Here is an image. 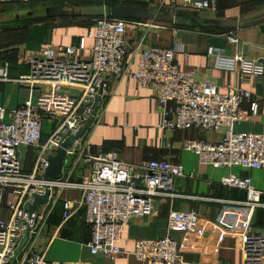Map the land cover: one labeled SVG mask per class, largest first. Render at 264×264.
<instances>
[{
  "label": "built area",
  "instance_id": "obj_1",
  "mask_svg": "<svg viewBox=\"0 0 264 264\" xmlns=\"http://www.w3.org/2000/svg\"><path fill=\"white\" fill-rule=\"evenodd\" d=\"M52 0H0L2 5L35 3ZM119 4L140 3L155 15L177 17L178 13H215V0H168L155 4L153 0H117ZM138 30L134 46L128 39L130 28ZM155 21L112 18L108 14L96 20L91 59L86 60V39L69 47L45 45L42 52L30 60V71L12 77L8 63L0 66V85L13 84L29 91L28 100L10 110L0 105V207L9 195L11 218L0 220V264H47L36 250L48 218L66 189L81 191V199L65 200L63 224L85 209V219L91 232L89 249L94 256L114 262L124 254L151 264H184L179 243L170 235L159 240H141L128 253L121 243L133 222L156 214V202L177 197L175 182L186 177L181 164L167 161L125 163L119 153L90 141L92 130L106 112L110 100L124 80L138 82L154 91V102L162 109L158 129L176 133L196 129L223 134L221 142L187 141L184 149L195 154L200 164L214 168L240 167L264 171V133L238 132L237 128L258 115L260 102L240 84L225 92L211 77L198 78L196 71L184 72L176 57L184 53L183 46L163 49L148 46L150 34L164 29ZM239 44L235 35L228 38ZM215 58V68L233 73L238 82L247 76H264V65L247 60L241 53L229 57L215 48L209 49ZM251 103L250 109H244ZM56 129L44 139V123ZM60 176L47 177L50 158L65 147ZM35 151L34 166L26 172L22 154ZM77 171L80 178L75 179ZM196 178V175H188ZM222 187L247 194L242 203L250 209L262 208V193L250 178L231 175L220 183ZM36 207L37 196L45 198ZM200 215L196 212L173 211L169 217L170 233H196ZM213 235L222 238L241 237L244 264H264V232L229 224L213 226ZM61 264H92L86 261ZM212 264H227L217 261Z\"/></svg>",
  "mask_w": 264,
  "mask_h": 264
},
{
  "label": "crops",
  "instance_id": "obj_2",
  "mask_svg": "<svg viewBox=\"0 0 264 264\" xmlns=\"http://www.w3.org/2000/svg\"><path fill=\"white\" fill-rule=\"evenodd\" d=\"M167 1L153 0L155 4ZM69 2L70 0H52L46 4L23 6L24 10L32 12L24 17H15V25L12 20L10 24H5L7 20L1 22L5 25L0 29V45L4 48L0 52L18 50L21 54L9 60L0 58V66L6 63L10 65L12 77L28 73L31 58L39 55L43 46L48 44L69 47L78 45L85 38L87 51L84 58L91 59V37L95 34L96 20L107 15L110 7L120 4L115 0H88L87 3L94 7L88 13L70 10ZM125 5L143 7L140 3ZM215 6L216 12L202 13L205 17L202 19L235 22L238 27L223 31L183 28L156 22L165 27L153 31L147 45L163 49L173 48L175 44L182 45L184 53L176 57V63L181 70L196 71L201 80L211 77L222 92L239 83L252 94L253 101L260 102V110L257 116L242 123L237 131L264 133V76H247L243 82H238L233 73L216 69L215 58L209 55V49L215 48L229 57L241 53L247 60L264 65V0H215ZM0 7L15 9L19 6ZM42 11L43 14H40ZM189 14L191 13L181 12L177 17H193ZM28 22L32 24L27 25ZM232 34L239 39L237 46L229 43L228 38ZM127 37L134 46L139 37L138 30L130 28ZM7 85H0V92L5 93ZM154 96V91L143 88L138 82L122 80L101 123L90 135L93 145H103L106 150L119 153L125 163L136 165L143 161H167L181 164L187 175L175 182L177 197L158 200L153 217L131 223L121 243L122 249L130 253L138 241L159 240L170 235L179 243V253L184 264H212L217 261L244 264L241 237L215 236L212 233L213 226L240 224L257 232H264V206L258 209L244 207L242 203L247 200V194L222 187L220 183L231 175L250 178L255 188L262 193L264 205V171L240 167L220 169L200 164L195 154L184 149L185 143L204 140L216 144L221 142L223 134L196 129L176 133L159 130L162 109L154 102ZM250 105L251 103H246L244 109L249 110ZM80 174L81 171H77L75 179L78 180ZM191 174L196 175V178H190L188 175ZM6 196L0 207V220L11 218L9 206L13 201L10 197L6 201ZM80 199L81 191L66 189L48 218L42 234L37 238L36 250L45 256L47 264L77 261L92 264H151L138 261L130 254H124L114 262L103 256H94L88 247L91 232L86 223L85 209H80L65 224L62 220L64 201L78 202ZM173 211L199 213L198 231L170 233L168 221Z\"/></svg>",
  "mask_w": 264,
  "mask_h": 264
},
{
  "label": "water",
  "instance_id": "obj_3",
  "mask_svg": "<svg viewBox=\"0 0 264 264\" xmlns=\"http://www.w3.org/2000/svg\"><path fill=\"white\" fill-rule=\"evenodd\" d=\"M50 13V10H47ZM108 15L112 18L125 19V20H139V21H155L173 24L176 27L183 28H196V29H215V30H231L238 27V24L230 21H220L217 19H202L193 17H173V16H161L155 15L150 12L148 8L128 6L120 4L118 6L110 7L108 9ZM70 144L65 145L64 148L58 150L56 157H51L50 168L47 172V177L51 180L57 179L63 167V161L65 158V148ZM47 196L41 198L37 196L36 207L43 205L47 201Z\"/></svg>",
  "mask_w": 264,
  "mask_h": 264
},
{
  "label": "rangeland",
  "instance_id": "obj_4",
  "mask_svg": "<svg viewBox=\"0 0 264 264\" xmlns=\"http://www.w3.org/2000/svg\"><path fill=\"white\" fill-rule=\"evenodd\" d=\"M88 0H70L69 2V6L71 7L69 8L70 10L73 9L74 11H88L89 9H94V7L91 6V4L87 3ZM32 12L31 10H29L27 12V10H24L21 7L18 8H1L0 7V29H2L1 26L5 25V24H10L11 20H12V24L15 25V23H17L15 21V17H24L27 15V13ZM3 14V15H2ZM43 14V11L40 13ZM89 15V14H88ZM190 16L196 17V18H205L203 17L204 15L202 13H198V12H193L191 14H189ZM178 16V15H177ZM6 21L5 24L1 23L2 21ZM28 22L27 25H31L32 23ZM44 47V46H43ZM2 48V46L0 45V51ZM20 56V51L18 52V50H10V51H6V52H0V58L1 59H7L9 60V58H12L13 56ZM29 98V91L28 89H26L25 87H21L18 85H13V84H8L7 85V90L5 93L0 92V105H4L7 108H9L10 110L17 108V105H19L20 103L24 104ZM56 129V127H54V124L49 123V121H45L44 123V139H43V144L46 143V141L48 140L49 136L52 134V132ZM29 150H24L23 154H22V161H23V165L25 168L26 172H31L33 166H34V156H35V151L30 150L28 152V154L26 153ZM6 201L9 198V196H6Z\"/></svg>",
  "mask_w": 264,
  "mask_h": 264
},
{
  "label": "trees",
  "instance_id": "obj_5",
  "mask_svg": "<svg viewBox=\"0 0 264 264\" xmlns=\"http://www.w3.org/2000/svg\"><path fill=\"white\" fill-rule=\"evenodd\" d=\"M115 1L118 2L117 0H115ZM118 3H119V2H118ZM0 5H2V4H0ZM15 5H16V6L18 5V6L21 7V8H22L23 6H27V5H25V4H14V5H5V6H15ZM223 31H226V30H223ZM29 151H30V150H29ZM29 151H28V152H29Z\"/></svg>",
  "mask_w": 264,
  "mask_h": 264
}]
</instances>
